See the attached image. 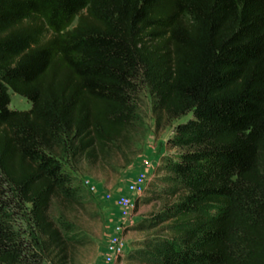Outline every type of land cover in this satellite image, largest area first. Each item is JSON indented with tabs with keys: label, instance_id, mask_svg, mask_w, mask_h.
I'll list each match as a JSON object with an SVG mask.
<instances>
[{
	"label": "trees",
	"instance_id": "obj_1",
	"mask_svg": "<svg viewBox=\"0 0 264 264\" xmlns=\"http://www.w3.org/2000/svg\"><path fill=\"white\" fill-rule=\"evenodd\" d=\"M144 89L157 130L192 118L143 264H264V0H0V264L73 261L63 160L129 165Z\"/></svg>",
	"mask_w": 264,
	"mask_h": 264
},
{
	"label": "rangeland",
	"instance_id": "obj_2",
	"mask_svg": "<svg viewBox=\"0 0 264 264\" xmlns=\"http://www.w3.org/2000/svg\"><path fill=\"white\" fill-rule=\"evenodd\" d=\"M10 99L12 110L28 111L31 108V103L26 98L13 91H10ZM154 102V97L144 89L139 101V122L132 138L131 149L126 151L131 162L129 165L120 154H116L110 165L101 162L90 166L82 162L78 171H75L67 160H63L64 169L72 175L74 186L79 189L81 195L86 197V210L74 213V219L79 226L77 236L84 244L76 247L73 261L69 264H102V253H99V248L106 243L112 231L111 229L106 231L108 223L115 228L121 223V217H115L112 211L104 213L108 212V205H116L115 202L106 200L105 193L112 194V191L120 186L118 180L121 174L135 168L140 169L138 174H148L149 183L145 195L136 200L134 216L126 221L122 236L126 244V254L118 259L116 264H143L152 259L148 253L159 241L153 224V213L162 209L164 203L162 197H165L163 195L165 185L159 182L156 169L163 165L165 158L177 156L179 153L177 150L169 149V140L174 136L177 124L192 118V115H189L168 124L165 123L161 129L157 130L153 112ZM85 177L95 183L98 189L97 194H91L83 187L82 180ZM52 213L58 217L60 211L55 207ZM112 236L109 237L107 246Z\"/></svg>",
	"mask_w": 264,
	"mask_h": 264
},
{
	"label": "built area",
	"instance_id": "obj_3",
	"mask_svg": "<svg viewBox=\"0 0 264 264\" xmlns=\"http://www.w3.org/2000/svg\"><path fill=\"white\" fill-rule=\"evenodd\" d=\"M148 183V174L140 173L135 177L133 182L127 186V192L130 195H133V198L129 195H105V198L108 202H115L120 207L121 223L115 228L114 234L109 241L104 264H116L118 259L126 254V244L122 239L126 221L132 219L134 216L136 211V200L145 195ZM82 185L89 193H97V186L90 178H83Z\"/></svg>",
	"mask_w": 264,
	"mask_h": 264
},
{
	"label": "crops",
	"instance_id": "obj_4",
	"mask_svg": "<svg viewBox=\"0 0 264 264\" xmlns=\"http://www.w3.org/2000/svg\"><path fill=\"white\" fill-rule=\"evenodd\" d=\"M139 168H135V169H132L130 170L129 172H126L124 174H121L120 178H119V187L114 189L112 191V194L113 195H129L133 198V195H130L128 192H127V186L128 184H130L131 182H133L134 178L137 176L138 172H139ZM159 177V176H157ZM98 190V189H97ZM97 194V193H96ZM105 194H110V193H105ZM135 198V197H134ZM107 210L108 212H104V213H109L110 211H112V213L115 215V217H119L120 216V213H121V209L120 207L116 204L114 205H108L107 206ZM138 214V212H137ZM109 226L106 228V231L108 230H112L110 235L108 236V239L106 241V243H103L100 248H99V253H102V264H103V257L106 253V250H107V243H108V240H109V237L111 235H113L112 233L114 232V226H112L111 223H108Z\"/></svg>",
	"mask_w": 264,
	"mask_h": 264
}]
</instances>
